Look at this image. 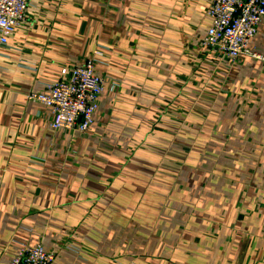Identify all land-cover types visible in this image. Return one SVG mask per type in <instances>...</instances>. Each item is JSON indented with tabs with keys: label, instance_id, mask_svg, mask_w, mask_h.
<instances>
[{
	"label": "crops",
	"instance_id": "crops-1",
	"mask_svg": "<svg viewBox=\"0 0 264 264\" xmlns=\"http://www.w3.org/2000/svg\"><path fill=\"white\" fill-rule=\"evenodd\" d=\"M214 0H31L1 44L0 264H264V18L236 58ZM93 60L86 132L31 98Z\"/></svg>",
	"mask_w": 264,
	"mask_h": 264
},
{
	"label": "built area",
	"instance_id": "built-area-1",
	"mask_svg": "<svg viewBox=\"0 0 264 264\" xmlns=\"http://www.w3.org/2000/svg\"><path fill=\"white\" fill-rule=\"evenodd\" d=\"M30 1L0 0L1 44H6L16 26L26 21ZM210 15L213 26L206 45L233 58L252 53L249 43L264 18V0H214ZM103 88L104 81L89 60L74 67L67 79L49 86L48 94L31 98L52 109L54 128L86 132L94 123ZM54 260L53 252L35 246L23 248L11 264H52Z\"/></svg>",
	"mask_w": 264,
	"mask_h": 264
},
{
	"label": "trees",
	"instance_id": "trees-1",
	"mask_svg": "<svg viewBox=\"0 0 264 264\" xmlns=\"http://www.w3.org/2000/svg\"><path fill=\"white\" fill-rule=\"evenodd\" d=\"M99 100H100V99H99ZM98 103H99V102H98ZM51 110H52V109H51ZM95 114H96V113H95ZM53 120H54V119H53ZM52 123H53V121H52ZM52 123H51L52 128L55 129V130H58V129H56V128L53 127ZM61 129H62V128H61ZM89 129H90V128H89ZM89 129H88V130H89ZM88 130H87V131H88ZM77 131H78V130H77ZM38 246H40V245H38Z\"/></svg>",
	"mask_w": 264,
	"mask_h": 264
},
{
	"label": "rangeland",
	"instance_id": "rangeland-1",
	"mask_svg": "<svg viewBox=\"0 0 264 264\" xmlns=\"http://www.w3.org/2000/svg\"><path fill=\"white\" fill-rule=\"evenodd\" d=\"M247 55H255V56H256V54H253V53H251V54H247ZM262 59H264V58H262Z\"/></svg>",
	"mask_w": 264,
	"mask_h": 264
}]
</instances>
